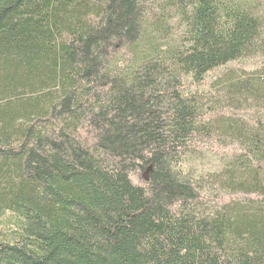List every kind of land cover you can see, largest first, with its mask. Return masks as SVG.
Instances as JSON below:
<instances>
[{
  "label": "trees",
  "instance_id": "obj_1",
  "mask_svg": "<svg viewBox=\"0 0 264 264\" xmlns=\"http://www.w3.org/2000/svg\"><path fill=\"white\" fill-rule=\"evenodd\" d=\"M0 264H264V0H0Z\"/></svg>",
  "mask_w": 264,
  "mask_h": 264
},
{
  "label": "rangeland",
  "instance_id": "obj_2",
  "mask_svg": "<svg viewBox=\"0 0 264 264\" xmlns=\"http://www.w3.org/2000/svg\"><path fill=\"white\" fill-rule=\"evenodd\" d=\"M255 66V60L253 62H247L246 67L253 68Z\"/></svg>",
  "mask_w": 264,
  "mask_h": 264
}]
</instances>
